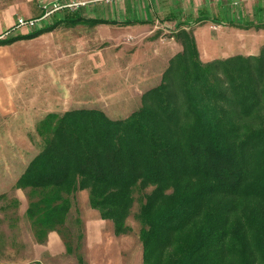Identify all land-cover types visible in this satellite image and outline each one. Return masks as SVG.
I'll return each mask as SVG.
<instances>
[{
    "label": "trees",
    "instance_id": "obj_1",
    "mask_svg": "<svg viewBox=\"0 0 264 264\" xmlns=\"http://www.w3.org/2000/svg\"><path fill=\"white\" fill-rule=\"evenodd\" d=\"M178 38L181 52L126 118L74 108L43 119L50 136L15 182L39 241L78 190L128 233L133 190L152 187L137 212L142 264H264V47L202 62L190 32Z\"/></svg>",
    "mask_w": 264,
    "mask_h": 264
},
{
    "label": "rangeland",
    "instance_id": "obj_2",
    "mask_svg": "<svg viewBox=\"0 0 264 264\" xmlns=\"http://www.w3.org/2000/svg\"><path fill=\"white\" fill-rule=\"evenodd\" d=\"M204 1L207 0H175L172 6H156L153 10L148 9L144 15L142 13L146 9L137 3V7L134 6L131 11L122 12L128 14L131 12V17H125L130 19L129 21L111 22L110 29L105 27L97 29L91 23L83 21L74 23L69 20L77 19L74 16L77 8L90 0H72L70 3L77 5L60 8L46 16L41 14L42 5L52 2H42L34 9L21 4L20 17L14 18L11 31L25 35L40 28L45 32L23 40V45L19 48L23 51L14 52V58L21 62L16 64V70L8 64V71H14L16 75L10 85L17 91L27 88L35 91L41 89L38 93L41 101L37 102L35 109L42 107L49 97L53 99L57 96L58 100L57 105L55 103L53 105L56 111H45L44 106L40 121L28 124L23 122V128L21 124H17L18 122L13 123L12 132L18 138L13 139L11 147H0V159L10 151L15 158L8 164L0 162V167L5 168L0 173V264H22L24 261H33L34 257H38L44 264H87L81 256V250L84 246V232L93 230L94 226L91 223L95 217L93 214H97L98 219L102 220L101 225H96L97 227L104 228L108 223L107 219H101L98 211L91 207L88 191L78 190L72 196V205L64 224L56 230L62 235L69 249L63 251L61 255L53 252L52 256L35 251L36 244L43 242L46 236L43 241H39L36 226L26 214L31 199L29 190L15 187V182L18 174L25 168L27 159L37 153L50 136L47 131L43 135L39 132L41 122L48 114L59 115L74 108H94L102 110L112 119L126 118L130 112L142 106V93L159 84L169 60L181 52L182 43L178 35L182 30H188L196 41L202 62H207L216 54L232 56L234 55L232 53L238 51H234V48H240L245 52V48L252 51L258 46V52L261 51L264 47V32H259L261 27L251 35H228L225 30L217 33V29L222 26L237 27L238 21L221 20L217 17V12H214L215 3L211 5L210 15L202 12ZM195 7L201 8L202 16L193 13ZM20 18L39 21L30 27L27 24H17ZM250 23L246 18L240 22L241 25ZM45 24L51 26L45 28ZM205 24L210 29L196 32L197 26ZM248 28L250 27L246 29ZM9 29L0 37L14 35ZM228 45L233 47L228 50ZM15 49L17 48L14 47L13 50ZM69 52L85 54V58L80 62L67 60L54 65L51 58L64 61L65 55ZM36 54H40L37 72L36 67L32 69L31 65L35 62L30 57ZM69 58L74 59L73 56ZM34 70L35 76L30 75ZM31 108L32 105H24L22 113ZM4 134V131L0 130L1 139L5 138ZM151 189L152 187H148L143 191L135 187L133 190L134 202L125 222L129 231L125 233L126 239L122 238L119 242L128 245L124 248L126 252L128 251L126 255L129 260L132 258L131 264L137 262L142 264L141 252V258L136 256L137 249L141 251L142 248L137 212L144 202L143 194Z\"/></svg>",
    "mask_w": 264,
    "mask_h": 264
},
{
    "label": "crops",
    "instance_id": "obj_3",
    "mask_svg": "<svg viewBox=\"0 0 264 264\" xmlns=\"http://www.w3.org/2000/svg\"><path fill=\"white\" fill-rule=\"evenodd\" d=\"M58 1L61 3H70L72 0H0V36L6 34L5 30L9 29L10 31L13 29L11 26L15 22V17H20V6L21 4H25L26 6L29 5V8L38 7L42 2H53ZM211 1V2H210ZM113 2V3H112ZM195 2V1H194ZM205 2V1H204ZM92 3L91 5H89ZM137 3H140L141 8L146 9L145 12L142 14H147V10H153L156 6H172L175 4V0H110L109 2H105L102 0H90V2H85L81 4L82 6L77 8L75 11L74 16L77 19H103L104 21H99L96 23L92 22V26H95L97 29L105 27L111 28L112 23L114 21H129L130 19L125 17H131V12L122 13L124 11H131L134 9V6L137 7ZM207 3V4H206ZM215 3V8L217 12V17L221 20H237L236 24L237 27L232 26H222L221 28L217 29V33L219 31H226L228 35H251L253 32H257L258 27L260 28L259 32H264V0H207L203 6L202 12L210 15L211 5ZM125 8V9H124ZM198 13L199 16L201 15V8L195 7V12ZM130 15V16H129ZM142 16V15H140ZM228 18V19H226ZM244 18L247 21L251 22L250 25L247 24H240L241 20ZM247 27H250L246 29ZM206 28L210 29L207 24L197 26L196 32L205 30ZM224 31V32H225ZM45 32V31H44ZM12 34L11 38L17 36L20 33H14L11 31ZM43 33V32H42ZM216 33V34H217ZM9 34V33H8ZM0 39H5L1 38ZM27 39V38H26ZM26 39H17L13 40L10 43L0 44V130L4 131L3 139L0 138V147H11L13 145V139L18 136L12 132L13 123L18 122L17 124H21V128H23V122L28 124L30 122H37L40 121L39 118L43 116V108L45 106V111L53 112L56 111L53 108L54 103L57 105V96L55 98L49 97L45 100V104L42 107L35 109L37 102L41 101V97L38 95L41 92V89H37L35 91L27 88V90L17 91L14 87H12L13 79L16 77L14 71H8V64H10L13 68L16 67L17 63L21 61L17 58H14V52H19V50L23 51V49H19L23 44V40ZM73 44V42H71ZM70 44V42H69ZM229 46V45H228ZM255 46V45H254ZM15 48V50H13ZM233 47V46H232ZM229 46L228 50L232 48ZM238 50V51H237ZM236 54H243V55H256L259 54L258 46H255L252 51H247L245 48V52L242 49L234 48ZM43 54V53H40ZM40 54H36L31 57V60L34 61V67H36V72L38 71V66H40ZM224 55V54H222ZM73 56L74 59H70L69 57ZM227 56H221L220 54L212 55L211 58L208 60L210 61L213 58H225ZM29 58V57H28ZM47 58V57H46ZM85 58V54L81 55L76 52L68 53L65 55L64 61L59 59H54L53 63L59 62H67L68 61H76L80 62L83 61ZM24 62V61H23ZM29 66V67H31ZM79 66V65H77ZM38 68V69H37ZM16 70V68H15ZM35 70L30 74L35 76ZM77 71V70H76ZM28 75V77H31ZM72 77V75H71ZM33 93V94H32ZM57 95V89H56ZM23 97V98H22ZM47 97V96H45ZM26 99L22 100V99ZM48 101V103H46ZM24 102V103H23ZM28 106L32 105L33 108L28 109L26 112L22 113V107L24 105ZM42 111V112H41ZM18 116V117H16ZM30 117V118H29ZM16 118V119H15ZM21 118V119H20ZM34 123V124H35ZM28 128V125H27ZM31 158V157H30ZM14 155L12 151L9 153L7 152L1 159L0 162H4L5 164L11 163L14 161ZM30 162V159H27ZM28 161L25 166L28 164ZM24 166V167H25ZM2 166L0 167V173L4 170ZM24 170V168H23ZM22 170V171H23ZM21 171V172H22ZM20 172V173H21ZM19 176V174H18ZM18 178V177H17ZM16 178V179H17ZM95 217L91 221L93 230L85 231L84 232V246L82 247V258L87 262V264H131L132 258L129 260V257L126 255V248L128 245L121 242V239L124 238L126 234H120L118 236L115 235L112 222L107 220V224L104 228H99L96 225H101V221L98 219L97 214H93ZM92 217V216H90ZM38 250L39 253L44 252L46 255L47 253L49 256L53 255V252L60 253L61 255L63 251L68 250V246L65 245V241L57 231H49L44 239L43 242H38L36 244L35 251ZM136 256H140V249H137ZM48 251V252H47ZM57 255V254H56ZM141 258V256H140ZM140 260V259H139ZM138 260V261H139ZM22 264H44L38 257H34L33 261L30 262H22ZM140 264V263H136Z\"/></svg>",
    "mask_w": 264,
    "mask_h": 264
},
{
    "label": "built area",
    "instance_id": "obj_4",
    "mask_svg": "<svg viewBox=\"0 0 264 264\" xmlns=\"http://www.w3.org/2000/svg\"><path fill=\"white\" fill-rule=\"evenodd\" d=\"M74 4H76V3L59 4L57 1H53L52 3H44L42 5V13L41 14L43 16H46V15H48L50 13H53V11H55V10H58L60 8L67 7V6H73ZM38 21L39 20H37V19H35V20H33V19H29V20L25 19L24 20V19L20 18V19H18V23L17 24H19V25L27 24V25H30V27H31V26H34Z\"/></svg>",
    "mask_w": 264,
    "mask_h": 264
}]
</instances>
